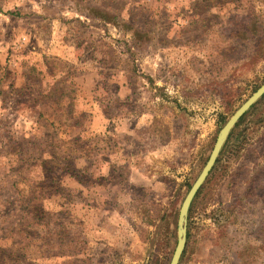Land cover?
Returning a JSON list of instances; mask_svg holds the SVG:
<instances>
[{
	"label": "rangeland",
	"instance_id": "obj_1",
	"mask_svg": "<svg viewBox=\"0 0 264 264\" xmlns=\"http://www.w3.org/2000/svg\"><path fill=\"white\" fill-rule=\"evenodd\" d=\"M263 82L264 0H0V264H169ZM178 264H264V94Z\"/></svg>",
	"mask_w": 264,
	"mask_h": 264
},
{
	"label": "water",
	"instance_id": "obj_2",
	"mask_svg": "<svg viewBox=\"0 0 264 264\" xmlns=\"http://www.w3.org/2000/svg\"><path fill=\"white\" fill-rule=\"evenodd\" d=\"M264 94V82L234 111V113L228 118V120L221 127L212 151L206 161L204 167L199 173L196 180L188 190L184 197L179 210L178 219V240L174 249L172 258L169 264H178L187 240V220L191 203L197 194L198 190L206 180L214 164L216 163L218 156L222 150V147L228 138L231 130L237 124L239 119L249 110V108Z\"/></svg>",
	"mask_w": 264,
	"mask_h": 264
}]
</instances>
